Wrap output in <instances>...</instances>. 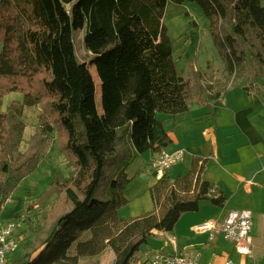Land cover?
Returning a JSON list of instances; mask_svg holds the SVG:
<instances>
[{
  "label": "trees",
  "instance_id": "1",
  "mask_svg": "<svg viewBox=\"0 0 264 264\" xmlns=\"http://www.w3.org/2000/svg\"><path fill=\"white\" fill-rule=\"evenodd\" d=\"M168 2L196 3L209 22L226 84L239 78L246 93L258 90L264 0H0V207L52 141L72 169L66 177L51 170L57 197L37 214L33 204L27 208L36 217V227L28 220L33 238L9 264H77L106 248L115 264H129L153 232L171 233L201 201L223 206L224 197L212 196L201 178L203 162L199 166L196 158L182 187L163 176L149 188L152 211L118 216L128 203L126 168L170 145L165 120L186 112L194 97L215 103L226 92L199 69L190 79L177 74L162 23ZM80 30L88 63L75 55L73 36ZM89 67L100 82V109ZM11 93L21 100L2 110ZM25 106L40 107V115L20 152Z\"/></svg>",
  "mask_w": 264,
  "mask_h": 264
},
{
  "label": "crops",
  "instance_id": "2",
  "mask_svg": "<svg viewBox=\"0 0 264 264\" xmlns=\"http://www.w3.org/2000/svg\"><path fill=\"white\" fill-rule=\"evenodd\" d=\"M183 8L185 6L168 2L166 15L180 14ZM8 98L12 97H4L3 109L11 102ZM164 125L170 139L165 151L180 149L185 156L181 163L165 170L163 176L182 187L180 179L188 174L198 158L201 160L199 166L203 162L201 178L211 184L212 196L222 195L224 203L217 207L209 201H201L198 211L180 216L171 233L153 232V238L139 248L129 264H144L157 253L187 254L201 264H225L227 260L234 264H264L262 95L259 91L246 93L239 84L233 83L215 103L199 104L194 97L186 112L166 119ZM154 158L155 154L148 151L126 168L125 173L131 181L124 191L128 203L118 211L122 218H134L152 211L154 206L148 190L158 181L150 169ZM242 210L252 213L251 256L238 254L234 245L221 236L209 241L207 233L194 231L195 226L203 223L220 226L229 212Z\"/></svg>",
  "mask_w": 264,
  "mask_h": 264
},
{
  "label": "rangeland",
  "instance_id": "3",
  "mask_svg": "<svg viewBox=\"0 0 264 264\" xmlns=\"http://www.w3.org/2000/svg\"><path fill=\"white\" fill-rule=\"evenodd\" d=\"M180 6H185L180 14L166 15L165 10L162 18V23L167 30L171 46L174 48L172 58L177 74L183 78L190 79L191 70L199 69L205 73V78L216 87H225L227 89L233 83L239 84L241 82L239 78L233 79L226 84L222 69L223 63L213 46L208 30L209 22L202 10L196 3L191 2H186ZM83 37V30L74 33L75 55L78 61L88 63L91 56L85 49ZM178 42L181 43V48L179 49L176 47ZM1 48L2 43L0 42V51ZM89 71L96 83L95 102L97 109H100V82L94 67H89ZM256 87L258 90L253 91H259L262 97H264V71L262 72V77L257 80ZM9 95L12 97V100H21V95L19 94L11 93ZM8 99L12 101L10 98ZM4 109L2 107V110ZM22 110V122L25 128L19 146L20 152L26 150L30 135L38 124L40 107L25 106ZM70 169L67 168L64 158L59 154L55 141H52L43 153L42 160L38 163L35 170L22 178L17 187H15V190L4 199L3 204H1L3 209L1 210L0 207V224L5 225V223L13 221L19 225L16 233L19 242L18 252H15L10 258L19 254L26 242L33 238L31 227L28 226V220L31 225L36 227V217L27 208L33 204L34 214H37L39 206L48 205L57 197V192L51 186V170L61 172L64 176H67L71 172ZM113 260V252L109 248H106L95 256L80 258L77 264H112ZM5 264H9V262L6 261Z\"/></svg>",
  "mask_w": 264,
  "mask_h": 264
},
{
  "label": "built area",
  "instance_id": "4",
  "mask_svg": "<svg viewBox=\"0 0 264 264\" xmlns=\"http://www.w3.org/2000/svg\"><path fill=\"white\" fill-rule=\"evenodd\" d=\"M183 150L162 151L152 160L150 169L157 180L163 178V172L171 166L181 163L184 160ZM3 206L1 207V210ZM252 213L248 210L231 211L224 218L220 226L212 223H203L195 226L197 233H207L209 241H213L216 236H221L224 240L231 242L238 254L251 256L252 249ZM19 225L10 221L5 225L0 224V264H5L7 259L18 251L19 242L17 230ZM173 243V240H170ZM112 264H115V259ZM144 264H201L196 258L187 254L167 255L162 253L155 254ZM210 264V263H208ZM225 264H233L226 261Z\"/></svg>",
  "mask_w": 264,
  "mask_h": 264
},
{
  "label": "bare ground",
  "instance_id": "5",
  "mask_svg": "<svg viewBox=\"0 0 264 264\" xmlns=\"http://www.w3.org/2000/svg\"><path fill=\"white\" fill-rule=\"evenodd\" d=\"M180 46H181V43L178 42V44H176V47L179 49V48H181ZM99 102H100V101H99Z\"/></svg>",
  "mask_w": 264,
  "mask_h": 264
}]
</instances>
